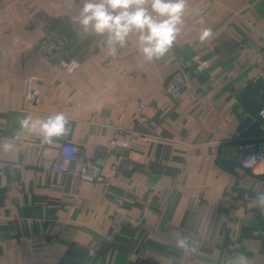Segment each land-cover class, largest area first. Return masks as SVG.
Wrapping results in <instances>:
<instances>
[{
	"label": "crops",
	"instance_id": "crops-1",
	"mask_svg": "<svg viewBox=\"0 0 264 264\" xmlns=\"http://www.w3.org/2000/svg\"><path fill=\"white\" fill-rule=\"evenodd\" d=\"M83 2L0 0V141L16 145L0 150V264H264V176L240 163L245 141L264 151V0H187L174 46L153 63L134 37L110 55L81 33ZM204 28L213 36L201 43ZM46 38L63 50L47 53ZM195 55L210 68L171 95L178 57ZM72 60L69 73L61 61ZM58 112L66 137L13 139L22 116ZM65 142L102 162L103 181L53 172ZM176 230L199 253L175 249Z\"/></svg>",
	"mask_w": 264,
	"mask_h": 264
},
{
	"label": "clouds",
	"instance_id": "clouds-1",
	"mask_svg": "<svg viewBox=\"0 0 264 264\" xmlns=\"http://www.w3.org/2000/svg\"><path fill=\"white\" fill-rule=\"evenodd\" d=\"M187 8V0H84L72 22L84 35L101 38L110 55H116L118 49L134 37L142 62L153 63L163 59L174 46L184 27ZM212 36V29L204 28L199 41L203 43ZM61 66L72 72L79 63L76 60L61 61ZM18 124L14 140L27 132L38 136L42 143L51 144L71 131L70 121L63 112L36 119L31 115L22 116ZM15 147L12 142L0 141V150L4 152ZM241 163L253 168L257 174L264 172V155H250ZM255 201L264 214V192L256 193ZM170 243L175 249L189 254L199 253L201 247L200 242L184 230L174 231ZM226 264H247V258L239 254L230 257Z\"/></svg>",
	"mask_w": 264,
	"mask_h": 264
},
{
	"label": "built area",
	"instance_id": "built-area-1",
	"mask_svg": "<svg viewBox=\"0 0 264 264\" xmlns=\"http://www.w3.org/2000/svg\"><path fill=\"white\" fill-rule=\"evenodd\" d=\"M43 45L47 53L60 51L64 48L61 41L52 38L44 39ZM177 61L178 71L169 82L170 85H168V91L171 95L179 94L184 85H186V83L194 76L210 68V63L202 59L199 55H195L191 58L180 56ZM63 69L69 72L66 68ZM32 98L37 99V96L33 94ZM144 108L145 106L141 105L139 111L143 112ZM260 116L264 118V110L260 112ZM253 154L258 156L264 155V151L256 147L252 141H245L241 145L240 163L243 159H246ZM241 166L254 175L264 176V172H259V174H257L253 168L244 167L242 163ZM257 167L260 166L258 165ZM51 169L55 173H66L68 175L76 176L83 182L98 183L104 179L102 162L73 142H65L61 145L59 156L54 164H52Z\"/></svg>",
	"mask_w": 264,
	"mask_h": 264
}]
</instances>
